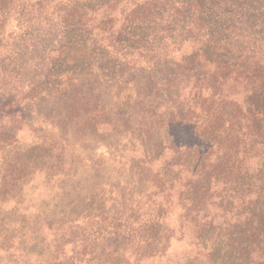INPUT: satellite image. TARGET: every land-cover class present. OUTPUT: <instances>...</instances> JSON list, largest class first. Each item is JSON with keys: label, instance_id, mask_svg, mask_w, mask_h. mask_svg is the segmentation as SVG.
I'll return each mask as SVG.
<instances>
[{"label": "trees", "instance_id": "16d2710c", "mask_svg": "<svg viewBox=\"0 0 264 264\" xmlns=\"http://www.w3.org/2000/svg\"><path fill=\"white\" fill-rule=\"evenodd\" d=\"M0 264H264V0H0Z\"/></svg>", "mask_w": 264, "mask_h": 264}]
</instances>
